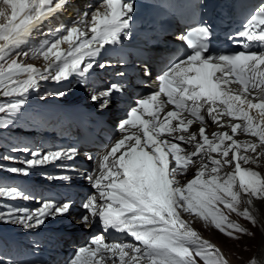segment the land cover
Listing matches in <instances>:
<instances>
[{
    "label": "snow or ice",
    "instance_id": "obj_1",
    "mask_svg": "<svg viewBox=\"0 0 264 264\" xmlns=\"http://www.w3.org/2000/svg\"><path fill=\"white\" fill-rule=\"evenodd\" d=\"M68 3L70 0H56L55 3L53 0H0V90L5 97H20L0 104V113L10 114L22 108L23 98L30 89L38 88V81L51 79L60 83L76 73L85 76L96 66L106 46H117L122 38H131L133 3L130 0H102L94 11L81 15L72 26L58 28L53 33L54 40H44L38 49L29 50L33 56L50 61L46 70L18 62V58L28 56L29 51L16 50L43 21ZM239 36L246 41H237L242 43L244 50L206 56L205 42L210 39L207 26L180 35L178 38L192 50L191 54L182 56L156 77L158 91L137 100L127 118L118 125V131L124 133L122 138L99 157L85 154L96 166L84 175L93 192L83 204L85 214L78 221L88 226L99 218L105 233L109 229L126 233L135 243L106 242L103 234L96 235L88 246L78 250L70 264H200L197 257L204 264H227L221 254L181 218L180 210L196 214L232 239H239L238 234L253 235L247 228L227 221L217 205L222 204L232 212H237L241 203L248 205L239 214L255 226L258 221L250 207L254 206V200L264 203V175L241 165V161L255 165L264 157V151L256 154L258 147L264 149V5L248 20ZM65 43L69 47L63 51L60 46ZM256 46L262 50H250ZM106 66L111 63L99 64L101 68ZM231 84H239L240 88L233 90ZM122 91L123 86L112 84L93 94L92 100L103 110L110 106L113 93ZM253 93L256 95L252 96ZM47 95L62 96L63 93ZM162 95L167 99L161 100ZM257 99L259 102H254ZM166 104L174 105L179 111L170 110L161 119L159 113ZM205 106L207 116L214 124H220L223 116L243 120V125H231V133L234 135L240 129L258 137L259 144L243 146L246 153L251 151L255 155H241V145L228 132L214 133L215 141L210 140L205 132V116L201 115ZM252 109L257 110L258 118L249 114ZM185 111L200 122V141L196 132L187 137L183 134L193 124V119L183 117ZM145 116L149 118L145 119ZM178 117V124L173 127L172 121ZM225 141L231 143L221 151ZM181 144L193 146L194 150L182 155L186 150ZM205 147L208 151L201 156ZM216 152L224 159L209 155ZM31 155L33 159L25 161L27 167L11 168L10 171L29 175L31 167L72 161L79 152L70 148L46 153L33 151ZM193 157L199 158L201 169L194 179L181 186L175 176L193 162ZM205 159L210 160L211 173L207 179H202L209 168ZM225 164L234 171L221 176L219 173ZM58 178L70 179L69 176ZM242 196L247 199L242 201ZM0 197L31 199L15 188L0 189ZM71 209V203L58 205L52 201H43L37 209L8 205L5 211H0V223L33 228L43 225L50 217L66 216Z\"/></svg>",
    "mask_w": 264,
    "mask_h": 264
},
{
    "label": "bare ground",
    "instance_id": "obj_2",
    "mask_svg": "<svg viewBox=\"0 0 264 264\" xmlns=\"http://www.w3.org/2000/svg\"><path fill=\"white\" fill-rule=\"evenodd\" d=\"M55 2H56V0H53V3H55ZM85 2H86V0H70V3L66 4L60 11L56 12L54 15L50 16L48 19H46L45 21H43L42 24L36 30L33 31L32 35L27 39L26 43L23 44L17 50L22 49L23 46L30 47V46H32V45L35 44V41H36V43L39 42V46L36 47V49H38L42 45V43H43L44 40H54L55 39V36L53 35V33L58 28H60L62 26L65 27V28L72 26L73 23L81 15H83L85 13V10H80L82 4H86ZM45 33H48V34L45 35ZM34 34H36V37L33 36ZM44 37H47V39H42ZM40 39H42V40H40ZM67 46H68V44L65 43V44H62L60 47L62 48V47H67ZM47 62H49V61H46L42 56H39L38 61L35 63V65H33V67L39 69L40 67H43ZM49 81H50V79L48 81H38L39 82L38 88L37 89H33L32 91L29 90V93H27L26 96H28V94L31 95V99H33L35 102L38 101V100H42L43 101L44 99L41 96L43 92H49V93L56 92V93H60L59 91L62 90L65 87V86H56L58 88H62V89H59V91L57 90L58 88H56V87H54L52 89V87L49 86L46 83V82H49ZM70 96L71 95H69V92H66L62 96H58V95L49 96V95H47V97L45 98L46 99V107L47 108H50L52 106V104H53L54 101H60V100L62 101V99L65 100V99L69 98ZM16 99H20V97H18V96L5 97L3 95V91L0 90V104H6V103L12 102V101H14ZM23 99L27 100L26 98H23ZM31 104H32V102H31ZM23 107H25V105ZM254 118H257V117H254ZM236 120L240 124H242V125L245 123L243 120H239V119H236ZM254 124H255V120H254ZM193 126H195L197 128H194ZM193 126H189L188 127V131L187 132H184L183 134L187 137L190 133L196 132L197 133V139H198V141H200V138L198 136V131H199L200 126H198V125H193ZM208 126L209 127H207L205 129V132H206V135H208L209 139L210 140H213V141H215V136L213 135L214 133H224V131L226 129V128H222V127L213 126L212 124L211 125H208ZM32 130H34V129H28V130H26V135H29V137L30 136H34L36 132L35 131H32ZM239 131H241V130L239 129ZM234 137H235L236 140H238L239 144L241 145L240 154H241V152H243L246 155H250V156L251 155H254L253 153H251V151H249V152L246 153L244 151L243 146L245 144H248V143H257V144H259L260 142H259L258 137H254L250 133H245L243 131H241L240 134H238V135H234ZM228 144H230V143H228V142L225 141V144L221 146V151ZM110 147L108 148V150L110 149ZM181 147L183 149H185V150L187 148H190L189 150H186V151L182 152L181 153L182 155H188V154H190L191 151L194 150V147L193 146H190V145H187V144H181ZM207 151H208L207 150V147H205V149L201 152L200 155L201 156H204V154ZM257 151H259L258 153H260L261 151H264V149L258 147L257 148ZM117 155H119V153ZM209 155L212 158H214V159H221V160L224 159L220 155L219 152L210 153ZM232 155L233 154L230 152L229 153V157H231ZM261 159L263 160V163H262V166L261 167L260 166H256V165H252L250 163L249 164H244L243 161H241V163L244 166H248V167L255 168L258 171H261V170L263 171L264 170V157H262ZM204 163H208L209 164V168L206 170V175L204 177V179H207L209 177V174L211 173V163H210V160H208V159H205L204 160ZM49 166L51 168V165H49ZM223 167L226 168V167H229V165H226L225 164ZM200 169H201V163L199 162V158L198 157H193V162L187 164L185 166V169L184 170H182L181 172H178L176 174V176H175V179L180 182L181 186H184L186 184L185 181H188V182L190 181L189 178H188V176L191 175V174H193V173L197 175ZM231 171H234V169L232 167L227 172H231ZM260 174L264 175L263 173H260ZM219 175H221V172L219 173ZM88 185H90V183H88ZM90 187H91V185H90ZM90 189L93 192L92 187ZM244 197H245L244 200H246L247 197L246 196H244ZM80 202H81V200H78L76 204H78ZM251 208H252L253 215L255 217H257L259 219L260 218L261 219L264 218V203H262L260 201L254 200V206H252ZM79 209L81 210V207L79 205H76V208H75L76 211L73 209L72 210L73 212H71L72 214L70 215L72 218H74L73 221L76 220L75 223H78L79 222L78 219H77V214L78 213H76V212L80 211ZM180 215H181V218L185 219L188 223H193L197 227V229L201 228V226H199L198 220L196 218H194L190 213H187V212H184V211L180 210ZM71 217L69 219H71ZM56 218H58V217H56ZM56 218L55 219H49L48 218L45 221H47L49 223H58L59 221L61 222L64 219L62 216H60V218L57 219V220H56ZM199 221H200V219H199ZM201 222H203V221H201ZM22 227H23V225H14V224H8L7 223V229L10 230V231L17 230V229H21ZM102 227L103 226L99 222V218H97V225L94 227V229L90 230L88 232V234L89 233L90 234L91 233H95V232L98 233V232H100V229ZM2 228H3V231H2L3 233H2V235H0V254L6 255V254H8L10 252L9 251V248L6 246V245H8V242H9L8 238L11 239V243H13V242H19L20 241L19 239H24V238H26L25 236L31 235L35 231V228H37V227L27 228L29 230H27V231H25L23 233L22 232L21 233H18V234H14V233H11V232H6V229H5L6 227H4V226H2ZM88 229H90V225L88 226ZM199 230L201 232V229H199ZM82 232L86 233L85 231H82ZM4 234L11 235V236H15V237H17L18 235H21V236H20V238L17 237V239H16V238H11V236L10 237L9 236L7 237ZM115 237L121 238L120 240H117V241L135 243L134 239L132 237H130L128 234H126V233H117V232H115V230L112 233H111V231L108 230L107 235H106V238L107 239H105V240H106V242H111L110 241V238H115ZM64 247H66V246H64ZM263 248H264V244H263ZM68 253L70 254V252H68ZM68 253L65 255L66 256L65 259L67 261H68L69 258H70V261L75 258V252L74 253L71 252L72 253L71 256ZM224 254H225V252H224ZM8 258H9V255L6 258H3L2 261H8L9 262V259ZM70 261L68 262V264H70ZM49 262L50 263H52V262L55 263V261H54L53 258L52 259H49ZM58 264H63V263L60 261Z\"/></svg>",
    "mask_w": 264,
    "mask_h": 264
},
{
    "label": "rangeland",
    "instance_id": "obj_3",
    "mask_svg": "<svg viewBox=\"0 0 264 264\" xmlns=\"http://www.w3.org/2000/svg\"><path fill=\"white\" fill-rule=\"evenodd\" d=\"M50 32V31H49ZM48 32V33H49ZM48 33H45L48 34ZM36 37V34L33 35ZM33 37V38H34ZM42 39H47V37H44ZM40 39V40H42ZM39 46V42L28 47V46H23L22 49L17 50L18 52H24V51H29V50H35L36 47ZM13 57L15 58V53H13ZM39 57L33 56L31 51H29V55L26 57H20L18 58V62H21L23 64H30V65H35V63L38 61ZM42 98H45V92H43V95H41ZM65 97V96H64ZM27 100H24V105L25 107L20 108L17 112L10 113L8 114L7 112L5 113H0V189H4L7 187V185L4 184L6 181L5 179L7 178V174L9 173V169L13 167H17L19 169L24 168L25 166L18 163V161H23L22 160V154L20 155V151L22 148V142H25V138H19V136H16L12 132H9L8 130H4L2 128H14L16 122L18 121L17 119H25L26 121L29 120V116L32 115V105H27V101H33L31 99V95L28 94V96H25ZM63 100V99H62ZM29 125L25 124L21 127L22 130H25L24 128H28ZM23 134V133H21ZM23 139V141H22ZM30 142V141H29ZM28 142V144H29ZM24 144V143H23ZM25 145V144H24ZM190 148H187L186 150H189ZM259 151H257L256 154ZM242 155H246L245 153L241 152ZM255 155V154H254ZM4 157H9L12 159H4ZM259 163V164H258ZM263 160L260 159L256 166H262ZM251 164V163H250ZM253 165V164H252ZM231 169V166L222 168L221 171V176L224 175L225 172ZM260 173L264 174V170L259 171ZM223 173V174H222ZM18 174V173H14ZM20 175V173L18 174ZM196 174H191L188 176L189 180L194 179ZM262 175V174H261ZM204 179V177L202 178ZM188 183V181H185ZM190 182V181H189ZM4 184V185H3ZM186 185V184H185ZM91 188V187H90ZM91 191V189H90ZM7 197H0V211H5L6 206L10 205L9 202L6 200ZM244 196L241 197L242 201L244 200ZM79 204V203H78ZM81 204V202H80ZM6 205V206H5ZM246 204H240L238 206L237 212H232L230 209H228L226 206L220 204L217 205L218 209L227 217V221H231L233 223L239 224L241 227L247 228L250 232L253 233L252 236H247V235H239V239H232L225 234L221 233L218 229L215 228L214 225H212L210 222H206L202 219H200L196 214L190 213L194 218H196L199 222V226H201V232L193 223H188V226H190L194 231L198 233V235L201 237L203 241H206L209 245H211L217 252L221 254V256L227 261V264H250V262H254V264H264V248H263V242H264V218H257L258 223L255 226H252L250 221L245 219L242 215L239 213H242L244 208L246 207ZM249 207V206H247ZM80 210V209H79ZM250 210L252 212V208L250 207ZM85 212L84 207L82 206V209L76 213L80 212ZM253 214V212H252ZM74 219V218H73ZM183 219V218H182ZM200 219V221H199ZM76 221V220H75ZM203 221V222H201ZM226 221V222H227ZM2 226L6 227V232H11L14 234L21 233L19 231L21 230H27L24 226L21 229L13 230L10 231L7 229V223H0V235H2L3 228ZM29 230V229H28ZM207 230V231H206ZM34 231V230H33ZM35 232V231H34ZM5 236H11L4 234ZM206 235V236H205ZM21 235H18L17 237L20 238ZM30 236V235H29ZM15 236H11V238H16ZM27 237V236H25ZM24 238V237H23ZM8 245H6L10 249L11 245V239H9ZM21 240V239H19ZM214 242V243H213ZM225 254H224V252ZM11 252H9L6 255L0 254V264H14L11 261L10 257ZM70 252V256H71ZM9 255V262L8 261H2L3 258H6ZM76 256V255H75ZM3 257V258H2ZM197 259L200 261V264H204L203 260H201L199 257ZM70 261V258L68 261L65 259L64 261L61 260L63 264H68ZM60 261H57V264ZM56 263V262H55Z\"/></svg>",
    "mask_w": 264,
    "mask_h": 264
}]
</instances>
